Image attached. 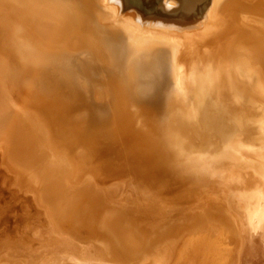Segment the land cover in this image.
Here are the masks:
<instances>
[{
	"label": "bare ground",
	"instance_id": "bare-ground-1",
	"mask_svg": "<svg viewBox=\"0 0 264 264\" xmlns=\"http://www.w3.org/2000/svg\"><path fill=\"white\" fill-rule=\"evenodd\" d=\"M233 1L243 8L236 16L230 7ZM157 44H164L160 51L170 54L173 82L162 120L174 96L186 98V103L204 97L210 104L207 109L218 111L215 119H208L205 109L201 117L206 123L223 129L239 123L244 128L237 138L222 137L223 149L234 142L240 146L247 139V125L264 139V117L257 114L261 107L255 94L257 87L264 90V0H0V84L4 82L10 93L4 97L0 92V248L5 249L0 250V264H243L246 234L239 237L237 219L223 206L212 203L199 209L202 205L193 202L196 192L167 201L177 188L174 178L194 188L202 179L193 178L200 169L190 171L182 159L189 157L188 149L202 148L207 141L200 131L188 135L171 127L162 140L130 143L154 154L144 166L148 179L142 174L150 191L140 182L132 155L126 153L118 163L125 177L121 185L112 180L117 172L112 165L102 173L106 164L101 160L98 174L82 178L92 162L88 153L70 151L73 148H64L58 138L48 140L56 136L50 120L62 118L64 98L88 95L84 75L90 74L98 79L111 76L93 88L98 98L103 92L105 97L110 91L113 95V120H106L105 128L115 130L113 125L121 118L157 124L161 119L137 118L128 109L142 106L149 91L147 84L142 89L138 63L150 57ZM61 46L89 51L78 59L79 72H74L70 57L60 53ZM122 46L134 60L120 65L115 59ZM48 51H55V56L48 57ZM84 58L94 61L93 69L82 64ZM256 76L262 79L254 83ZM74 78L82 86H75ZM150 103L158 106L160 101ZM247 119L249 124L240 123ZM70 126L67 133L78 140L76 128ZM104 131L96 134L104 138ZM245 150L254 161L252 153L257 150L252 145ZM261 157L264 161V153ZM180 162L171 181L165 165ZM241 171L228 176L236 177V199L245 201L247 190L251 202L264 203V181L250 179L244 184L247 179ZM237 203L234 208L239 211L242 204ZM249 219L255 228L253 215ZM127 248L126 257L121 252ZM259 248L264 259V244Z\"/></svg>",
	"mask_w": 264,
	"mask_h": 264
},
{
	"label": "rangeland",
	"instance_id": "rangeland-1",
	"mask_svg": "<svg viewBox=\"0 0 264 264\" xmlns=\"http://www.w3.org/2000/svg\"><path fill=\"white\" fill-rule=\"evenodd\" d=\"M233 3L234 4H231L230 7L234 8L232 12L234 13L233 15L236 16L235 14L241 13L243 11V8H240L238 5H235L234 1ZM123 40L125 42V39ZM164 46H165L164 44L163 45L157 44L154 48V51L151 53L150 57L147 58L148 61H146L147 59H144L139 63L142 67L141 72L139 71L138 73L139 79L141 80L140 82L144 86L147 84L146 89L149 91L144 93L145 99L142 102V106L138 105V107L136 106L132 107L133 109L129 108L130 111L136 113L137 118L151 116L148 118L154 117L155 119H158V118L161 119V120L158 119L159 121L157 122V124H155L153 120L152 123L140 125L139 124L140 122H133V121L127 120L126 118L125 119L121 118L119 119V121H116V126L113 125V128L116 127V129L112 131L110 127L105 128V127H108L106 125L105 116H102V118H98L94 116V119H91V117L86 112L82 111L83 105L81 104V102L83 98L80 95L78 96L75 95V98L70 97V101L67 98H64V101H66L67 104H65L63 101V105L60 106V107H65V109H63L64 112L63 110L62 112L61 111L59 112V114L62 115V118L50 120V123L54 124L52 126V134L54 133V135L56 136L51 135L50 138H48V140L51 142H54L53 141L54 138H58V139H61L65 143V145H63L64 148L66 146L67 149L73 148L70 151L78 150V152L84 151L86 154L88 153L87 158L90 159V161L92 162H89V165H88L89 170L83 173L82 178L83 177L86 178L88 174H92V173L95 175L98 174V172L101 169V166H100L101 162H103L106 165L102 168L101 170L102 173H103V169L107 168L108 164L112 165L114 169L117 170V172H115L116 174H114V176L112 177V180H114L113 182H118L121 185H122V180H124L125 177L123 176V173L119 171L118 163H120L119 161L122 159L123 156L130 154L132 155L133 160H134L133 162L135 163L134 168L138 169V171L140 172L138 173L137 171V173L140 175L139 180L141 183H143L144 189L148 190L147 188H150V187L144 181L148 179V177L145 175L146 170L144 169V166L152 162L151 156H153L154 154L150 155L149 152H145L146 149L148 150L147 147H144V146H139L141 148L133 147L130 143H132L133 141L138 142L139 140L140 141L145 140V142H149V143L152 141H155L154 139L162 140L163 137L169 134L170 132L169 129L171 127H176L177 129L182 128L185 131V134H188V135L194 132L195 130L200 131L203 136L202 138L204 140L206 139L207 141L203 142L202 148L188 149L186 152L187 154H189V157L187 158L185 157L182 159L183 161L184 159L188 161L187 168L190 171L200 169L198 170L199 173L194 174L192 177L193 178L201 177L202 179H200V181L197 182L195 188L191 187L190 185L187 186L186 180H182L179 178H174V179L172 178L174 174L175 176H177L175 170L178 169V167L182 165L181 162L178 164H175L176 166H173L171 164L165 165V168H166V171L164 172L165 176L169 177L171 181L173 179V182L177 183V185H174V187H177V188L171 191L170 195H168L167 197L168 198L167 201L174 199L176 197H179L181 198L180 200H182L184 198L190 197V193L193 192L192 193V196H193L194 192H196L194 195L193 202L196 203L195 205H202V207H200L199 209H203V207H205L208 204L212 205V203H215V205L217 206H223L229 212V214L231 213L230 215H232L234 218L237 219L238 225H239L238 228L240 232L238 233L239 237L243 238L242 235H244V233L246 234L247 244H246V248L244 250V254H243L241 262L243 264H250V263L251 264H264V259L261 256V254H259L260 252L259 247L261 246V244H264L263 242L264 240V212H263L264 203H261L260 201L256 203L251 202L250 198L248 197L250 192H248L245 189H244L245 192L243 193V195L247 196L246 200L240 201L239 198L236 199L235 190H237L238 188L235 187V185H233L234 178L236 177L233 178V176L231 175V180L228 177L230 176V171L235 173L236 170H238L239 172V169L240 171L242 169L243 172L242 171L241 172L245 175L247 179V180H244V184H246V181L250 182V179H258L259 181L260 180L264 181V176H263L264 174L263 175L260 174V171L264 170V161L262 160L263 157H261V154L264 153V148H263L264 139H262L261 134H258L257 131L253 132L252 128H250L247 125L250 123V119H247V121L242 120L240 123L243 125H247L245 129V131L248 134L247 139H245V141H243L240 146H239V142H234L229 147H225V149H223V145H220V139L224 136H229L233 138L236 135H239V133L242 132L244 128L239 123H235L233 127H230L227 129H223L222 126L217 125V124L206 123L201 117V113L205 112V109H207V106H209L210 104H207L204 97L203 98L200 97L201 98L200 100L198 98L197 102L191 101V103H186L184 102L186 101V98L174 96L171 99V101L174 100V98H176L177 101L175 100L173 103L171 104L169 103V106L167 109L168 110L167 117H165L162 120V116H164L165 114L164 107L167 106L165 101L169 99L172 93V89H173L172 88L173 82H172V77H171L170 54L168 52L167 53L161 52L159 49ZM80 49L83 50L82 48ZM80 49L78 48L73 49L69 47L65 48L61 46L59 47L58 50L62 54L64 53H67L68 55L75 54L77 56L81 52ZM55 51H53V53ZM84 51L86 52L88 50L84 49L83 52ZM126 51L127 50H125V54H124L125 56H126ZM123 58L124 57H122V59ZM77 60H74L73 64L76 65L75 67L80 70L82 65L81 63H78ZM88 65H90L91 67V64H88ZM247 78L249 80H253V78L251 79V75H249ZM260 79L262 78H259V76H256L253 82L257 83ZM148 84H151L152 86L151 89H149ZM165 91H168V96H166V94L164 93ZM255 94H256V97L259 98L258 102H259V106L261 107V110L260 112H257V114H259L261 118V117H264V108L262 110V107H264V90H260L257 87L255 88ZM152 99L153 100L156 99L160 101V104L158 106L151 104L150 102ZM178 102L180 103L178 104ZM34 105L37 106L38 109L42 108L38 106L36 103ZM46 105H48V103ZM185 107H187V112H186ZM50 108L52 109L53 112L56 110V107L54 109V106H51ZM216 111L215 109H209L207 112H205L208 115V119H215V117H217L216 116L217 114H215ZM71 118L73 120H71ZM193 118L195 120L197 119L194 126L192 124V122H194ZM186 119H188V121H186ZM94 120H104L105 122L104 123L99 122L100 123L99 124V123H95ZM101 124H105V125H101ZM113 124H115V122ZM70 125L71 126L74 125V127L76 128L77 134L79 136L78 140L75 139L76 137L70 136L67 133L68 128L66 127ZM58 126L61 128L60 130L59 128H57ZM117 126H119V128H117ZM188 126H191V127H188ZM186 127H187V130H186ZM71 128L73 129V127ZM63 129H67V130L65 132H62ZM102 130H105L104 138H100L96 134L97 133L96 131H102ZM108 131L111 133V135L114 136V138L118 140L120 139L122 142H125L126 152L124 155L118 156L117 152H115L113 148L111 147V143L109 142L110 140L105 139V138H109ZM237 137L238 136H236V138ZM230 141H233V139ZM55 142H56V139H55ZM236 143H238V147L234 146V144ZM248 145H252L253 148L257 150V152L252 153L254 154L253 156V158L255 159L254 161L253 159L248 158L250 154L247 150H245V148ZM128 146L131 147V151L129 150ZM133 149H134V152H133ZM139 150H143V151L140 152ZM192 156H197L196 160L192 158ZM242 156L247 157V159L241 160ZM197 159H199L200 161H197ZM100 160L101 162H99ZM83 161L86 162L87 160L83 159ZM252 164H255V166H252ZM211 165H219V166L208 167ZM209 168H213V169L210 170ZM217 169H224V170L221 171ZM142 174L147 179L142 177ZM236 174L238 175L239 178H241L238 173ZM100 177H102L103 179H106L105 178L106 175L104 174H101ZM126 178L129 179L128 177ZM134 178L135 176L131 178V180H133ZM149 184H151V181H149ZM158 186L160 188V182ZM257 192L261 193L263 192V190L259 189ZM174 195L176 197H174ZM257 195H259L258 198L261 197L260 194H257ZM165 198L164 200H166ZM188 200H186L187 203H188ZM238 201L241 202L242 208H240L241 210L236 211L234 207L238 205L237 203ZM225 202L226 204H224ZM255 204L256 205L259 204L258 207ZM195 209L196 208L189 209L191 211H188L187 213H190L192 211L195 212L196 211ZM250 215H253L254 217L255 228H253L252 226H250V224H248L247 219L250 220L249 219ZM184 218L186 217H182V218L179 217V219L181 220ZM0 250H5V249H2L1 247ZM6 251L13 252V250L11 249L6 250ZM121 253L123 254V256L127 257L130 254V249L127 248L123 250ZM42 263L40 262L39 264H42Z\"/></svg>",
	"mask_w": 264,
	"mask_h": 264
},
{
	"label": "water",
	"instance_id": "water-1",
	"mask_svg": "<svg viewBox=\"0 0 264 264\" xmlns=\"http://www.w3.org/2000/svg\"><path fill=\"white\" fill-rule=\"evenodd\" d=\"M123 47L124 46H122V48H120L118 50L119 53H120L119 56H118L119 58L115 59V61L117 62V64H119V62H120V65H122V61H124V60L127 61V60H129L128 58H131V57L127 56L128 55L127 54V51H126V56L124 55L125 54V47H124V51H123ZM80 51H81L80 54H78L77 56L75 54L74 55L73 54L68 55L67 53H64V55H67L68 57H70L69 61L71 62V64H73L74 63V60L80 59L84 54H86L87 52H89V51H86V52L84 51L83 52V50H81V49H80ZM55 54L56 53H53V52H50V51L47 52V56L48 57L49 56H55ZM122 57H124V58L122 59ZM86 59L85 58L83 59V63L82 64L84 65V63H86V66L87 67L93 69L92 66L94 65V61L92 62V59H89V58L87 60ZM131 59L134 60V58H131ZM109 60H112V59H109ZM56 64L57 63H55V65ZM88 64H91V67ZM75 66L76 65L73 64V70H74V72H79L80 70L78 68H76ZM10 67H11V65H9V71H11L10 70ZM12 68L17 70V66L16 65H14ZM118 70H119V73H120V68ZM138 73H139V71H138ZM76 75H77V73L75 74V77H76ZM84 76L86 77L87 81L89 82V83H87L89 87L87 86V89H86V91H88V95L84 97V96H82V94L80 95L79 93H77V95H80L83 98V100L81 102V104L83 105V107H82L83 110L82 111L86 112L91 117V119H94V116L95 117H99V118H102V116H105L106 117V120L110 119V122L109 123H111L112 120H113V118H112V114H113V109L112 108H113V106H111V102H112L113 95H112L111 91H110V94L107 97L103 96L104 95V92H103V94H100L99 95V96H101V98H98L95 95L94 90H93V88L95 86L96 87H98V85H101L102 86V84L104 82L103 80L104 79L107 80L108 77L110 78L111 76H107V74H106V75H104V77L102 79L101 78H99V79L96 78L98 76H93V75L91 76V74L90 75H87V76L84 75ZM95 79H97V80H95ZM61 80H63V77L61 78ZM139 81H141V80L139 79ZM74 82H75V86H79L80 84H78V83H80L82 81L79 80V79H77V78H74ZM80 86H82V85H80ZM141 86H142V83H141ZM144 88L145 87L142 86L143 91H144ZM0 90H1L0 92L3 94V96L5 94L6 95H10L9 89H8L7 85L4 82H2L0 84ZM164 93L166 94V96H168V91H165ZM19 95L21 96L22 94H19ZM24 100L26 101V99H24ZM129 108H132V107H129ZM71 120H73V119L71 118ZM111 130L114 131L112 128H111ZM108 135H109V138H105V139L106 140H110L109 142L111 143V147L113 148V150L115 152H117L118 156L124 155L125 152H126L125 142H122L120 139L118 140V139L114 138V136L111 135V133L109 131H108Z\"/></svg>",
	"mask_w": 264,
	"mask_h": 264
}]
</instances>
